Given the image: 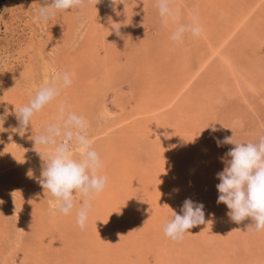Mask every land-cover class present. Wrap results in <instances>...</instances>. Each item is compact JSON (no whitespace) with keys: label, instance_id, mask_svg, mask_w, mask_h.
<instances>
[{"label":"rangeland","instance_id":"1","mask_svg":"<svg viewBox=\"0 0 264 264\" xmlns=\"http://www.w3.org/2000/svg\"><path fill=\"white\" fill-rule=\"evenodd\" d=\"M187 1L190 2L191 0H182L184 4L181 3V7L183 5V9L180 8V12L185 10V14L189 10V3ZM248 1L252 2L253 0ZM191 2L193 4H190L189 8L192 7L191 5H196L194 1ZM42 3L43 0H0V115L7 114L3 129L0 128V160L2 163H8L2 169L1 175L6 185L9 186V183L10 185L12 183L13 186V188L8 190L9 193L5 195V198H0V237H2V246L0 245L2 250L0 249V252L3 251L0 253V264H34L32 247L38 240L37 233H42L47 237L50 229V224H48L50 218H56L59 215L53 209L54 202L52 198L46 191H43L35 178L29 176V172L33 173L34 177L40 176L41 170L39 169H41V166L39 165L41 163H38L41 159L39 154L43 151L40 146L34 145L32 139L35 135L39 134L45 125L56 120L57 112L54 113L52 103L45 106L41 111V119L33 117L28 131L21 136L14 131L18 126V121L15 118V105L18 107L26 105L38 88L50 81L54 71H67L68 68L61 66L63 63L68 66L75 63V68H72L71 71L74 73L72 90L76 91V95L75 99H73L75 104L72 103L71 110L75 112V105L77 106L78 103L82 102L81 105L84 106L82 112L90 123L88 130L89 137H92L104 129V127L107 128L108 125L111 128H121L122 125L119 124V120L123 121L121 119L124 118L130 120V118H133V115H136L138 105L141 103L142 78L149 81L150 77L156 76L157 82L161 81V79L163 81L166 79L169 80V74L171 72L174 73L173 78L182 74V65L190 68L189 70L193 69L195 71H197L199 65L195 58H190L187 61L179 53L181 49H179V54L173 56L171 52L172 54L166 55L165 57L168 58L162 61L161 56H164V51L159 49V47H162L160 44L168 38L161 31L162 26L158 11L154 7L155 0H99V3L95 7L87 6L82 9L58 12L55 18L47 24L38 22L37 18V11ZM187 4L188 6H186ZM246 7L248 6L246 5ZM113 12L115 13L113 18L117 22L114 23L113 21V23L116 24V28L120 27V36H117L110 30L111 25L109 23V25L106 24L107 30L104 28L103 31L104 25L102 23L104 21L106 22L107 16L113 14ZM238 15H240L239 12ZM98 19H100L99 26L103 33H99L97 38L100 40L102 37L105 39L107 36L105 41H111L112 47L116 51V54H113L112 57L114 59H120L124 65L127 59L132 58L134 61L132 62L131 59V62H127L131 66L126 65L123 66L124 68L118 67L115 69V76L103 79L104 86L99 87L100 95L97 98L98 101L91 103L87 87H89V82L92 80L91 77L97 75L102 70L101 61L98 64V62L94 63L88 60V58L82 60L80 55L78 57V54L80 50L85 48L89 37L91 35L93 36L92 31L94 27L92 28V23H95ZM86 48L89 49L88 47ZM98 50L99 48H97ZM203 51V56L206 57V52H209V49L203 45ZM70 54L71 57H69ZM65 55L66 58L63 57ZM72 56L76 57L75 61ZM249 56L251 57V55ZM181 59L185 60L183 64H181ZM137 60L144 67L143 70L140 69V66L139 69L135 67ZM177 60L179 61L176 63ZM212 61L215 63L214 61L216 59L214 58ZM175 63L177 66H174ZM97 64L98 66H96ZM252 65L250 64L248 66L251 68L254 66ZM147 66L149 68L148 71L146 70ZM44 68L46 72H44ZM138 70L146 74L140 77L139 81ZM206 70L211 77L212 82L210 83H214L210 99L213 100L212 105L215 102L216 111L214 112L217 113L214 117H203L206 118L205 120H209V124L208 122L204 124L209 125L208 132L206 136H202L201 139L192 143L193 146L190 147L189 151H193L191 154L193 155V160L195 156L197 160L194 161L195 164L191 167V170L188 167V172L186 173L189 175L186 179L190 181L198 171L199 176L194 175L195 182L193 185H189V187L193 188V195L196 201L204 205L205 224L196 226L199 228L198 231L193 230L192 235H185L186 240L180 241V244L178 243L179 249L186 248L188 250V252L180 251L182 253V256H180V264H218V258L220 260L222 259L224 264H264V231L258 233L248 231L247 225L250 223L248 220L241 224L232 222L226 214L228 212L226 206L217 204L218 192L216 185L219 183V180L216 178V174L224 168V164L220 158L234 146L224 145L217 147L215 142L217 139L222 140L224 137L230 136H233V139L237 142H250L256 141L261 135H264V69L254 72L253 70L250 71L249 77L255 78L256 84L258 85L255 92H251V90L246 88L243 93L241 92V94L238 93L235 96L231 95L228 97L221 94L222 91L220 86H218L219 72L215 73L210 65ZM166 84L170 85V82L167 81ZM191 85L193 86V81H190L189 86L192 87ZM72 95L74 94L72 93ZM66 101L71 102V98H67ZM91 104H93L95 111L97 110L96 113H93V116L95 115L96 117L89 114V106ZM82 112L79 113L77 110L75 113L83 116ZM218 112L220 114L219 117ZM191 116L195 118L196 113ZM174 121V119L171 120L172 124ZM192 121L194 122V120ZM221 124L222 126H219ZM223 126L224 128H222ZM212 129L216 130L213 131ZM163 133L165 134L158 140L159 144L167 149L169 147V136L171 132L168 130ZM192 133L196 134V132ZM187 147L189 148V145ZM184 150L183 155L185 157H183L185 159L188 154ZM136 155L135 160L139 161V163L142 162L145 166L148 162L147 154L139 151L138 153L136 152ZM201 164L203 165L202 167ZM195 165L200 166L201 171H199L200 168L197 170L198 167L196 168ZM191 172L194 174H188ZM201 179L204 180V183L202 182L203 188L200 185ZM191 188L188 191H192ZM32 195L36 198L35 203L38 204L34 208L31 206V203L34 202L31 198ZM190 197L191 195L189 193L188 199ZM24 199L25 206L23 205L21 207L18 204ZM76 201L79 204V196H76ZM92 204H95V201H92ZM73 213L71 214L72 216ZM20 217L23 218V221L18 222L17 220ZM39 217H41V221H45L44 224L38 221ZM60 224L61 222L57 224L59 229H61ZM91 225L87 224L89 230L94 228ZM20 227L23 228V231H20ZM211 228L215 230L213 231L215 238L212 243L210 242L212 237L209 235V229ZM96 229L90 233L91 236H86V230L83 231V236H79L80 234L76 232L74 234L76 235L75 238H81L80 241L85 242V237L90 241L89 238H93V235L96 234ZM59 232L58 229L54 231L56 235ZM155 233H151L153 234L151 236L143 237H148V241L156 243L158 236ZM142 238L137 240L140 248L141 244H143ZM154 239H156L155 242ZM76 242L77 240H72L68 242V246L66 245L60 250H53L51 242H49L47 247L50 250L45 255L52 257L53 263L56 264L60 255L63 258L65 252L69 254V251H75L74 249L77 248ZM137 243L132 244V246H136L133 248L139 250L140 248ZM132 246H130L128 252L121 251L123 247H116L121 251L117 253L121 256V259L115 253L118 256V258L116 256V260H124L126 262V259L130 258L128 256H131V261L129 260V262L134 263L135 261L133 260H136L140 255L145 257L149 256L148 252L150 248L147 249V247L145 248L143 246L144 248H141L137 252L138 250H134ZM142 249L143 255L142 253L140 254ZM153 249H157L155 245L151 247L150 251H153ZM167 250L165 249L166 255H171L173 251ZM119 252L121 254L123 253L124 256ZM132 252L133 254H131ZM145 253L147 256L144 255ZM194 254L198 257V261L191 262V260H194L192 257ZM166 255L159 254L158 257L161 258ZM80 260L82 263L77 260L75 261L78 264H88L85 256ZM107 262L110 264V260H107Z\"/></svg>","mask_w":264,"mask_h":264},{"label":"bare ground","instance_id":"2","mask_svg":"<svg viewBox=\"0 0 264 264\" xmlns=\"http://www.w3.org/2000/svg\"><path fill=\"white\" fill-rule=\"evenodd\" d=\"M191 1H194L196 5H191L192 7L189 8L190 4H193ZM191 1H187V3H189V6L188 4L186 5L189 9L187 11L188 14L186 12L187 15L184 13L185 10L180 12V8L183 9V5L181 7V3H183L182 0H172V6L174 9H179V23H188L193 14L198 15L199 22L203 27L202 36L199 39H192L188 36L184 43L178 46L169 39L176 24L170 23L167 26L161 24V31L168 39L160 44L162 47H159V49L164 51V56L159 55L161 56L162 61H165L168 58L165 57L166 55L168 56V54L172 53L173 56L181 53L187 61L190 58H195L199 64L197 71L193 69L189 70L190 68L182 65L181 71L184 75L181 74L173 78L174 73L171 72L169 74V80L166 79L163 81V79H161V81L157 82L156 76L150 77L149 81L142 78L143 84L141 85L140 95L141 103L138 105L136 115H133V118H130V120L124 118L121 119L123 121H120L118 119L120 122L119 124L122 125L121 128H111L108 125L107 128L104 127L99 133L90 137L93 141L92 146L100 154L101 160L104 164L101 174L108 176V183L105 190L96 197L94 200L95 204H92L93 206L89 214L88 224H92L91 226L94 228L92 227V230H89L87 227L84 229L87 232L86 236H91L90 233L97 228L96 234L94 233L95 235H93V238H89L90 241L84 237L85 242L80 241L81 238H75L76 235L74 234L76 232L80 234L79 236H83L82 233L84 231L76 226L75 211L73 216L57 215L58 217L56 218L51 217L48 223L50 224V229L47 237L42 233H37L38 235L36 234L38 240L32 247L34 264H54L52 257H47L45 255V253L50 250V248L47 247L49 242H51L53 250H60L64 248V246H68V242L72 240H77V248L74 249L75 251H69L70 255L66 254L67 252H65V254L62 253L63 258L62 255H60V258H57L58 262H56V264H78L77 261L81 262L80 259L83 256H85L88 264H109L107 260H110V264H180V256H182L180 251L183 250L184 252H188L186 248H178V243H181L180 241H171L163 235L162 224L172 215L171 210L180 214L183 202L185 199H188L189 193L191 195L190 199L197 202L193 195V188L189 187V185L194 184V178L198 175L197 170L200 168L199 171H201L203 165L201 164V167L195 165L196 168L198 167L196 174H194L195 171H193L195 176L192 172L188 173L193 175L194 178H191L192 180L190 181L189 179H186V177L189 176L186 174L188 172V167H190L189 169L191 170V167L195 164L194 161L197 160L196 156L193 160V155H191L193 151H189V149L193 146L192 143L201 139L202 136H206L208 132V125L204 124L207 122L209 124V120H205L206 118L203 117H214L217 113L214 112L216 111V104L214 102V105H212L213 100L210 99L214 83H210L212 82L211 77L209 76V72H206V68L210 65L215 73L219 72L218 86H220L222 91L221 94L226 97L231 95L235 96L238 93L241 94L246 88L251 90V92H255L258 85L256 84L255 78L249 77L250 71L253 70L254 72L264 69V0H253L252 2H249L248 0ZM246 5L248 7H246ZM154 7L156 8V6ZM238 12L240 15H238ZM114 14V12L111 15L109 14L107 16V21L102 23L104 25L103 31L108 23L111 25L110 30L112 31L117 27L116 24H114L117 23L113 18L115 16ZM99 23L100 19L95 21V23H92V28L94 27L92 31L93 36L91 35V37H89L87 34L89 40H87L88 42L86 43L85 48L80 50L78 54V57L80 55L82 60L88 58V60L93 61L94 63L98 62V64L99 61H101L102 70L99 71L97 75L91 77L92 80H90L89 87H87L91 103L98 101L97 98L100 95L99 87L104 86L102 80L115 76L114 74L116 73H114V70L118 67L120 68L126 65L131 66L127 62H131L132 59L125 60L126 64L124 65L120 59H114L112 57L113 54H116V51H114L111 41H105L107 37L106 34L105 39L104 37H100V40L97 38L99 33H103ZM90 43H92L91 46H89ZM93 43H96L97 45ZM203 45L209 49V52H206V57L203 56ZM97 48H99L98 51ZM179 49H181V51ZM254 54L256 55L254 56ZM87 55L89 56L87 57ZM249 55H251V57ZM145 56L148 58L147 55ZM63 57L66 58V55ZM69 57H71V54ZM72 58L74 61L76 60V57L72 56ZM214 58L216 59V61H214L215 63L212 61ZM133 61L134 60L132 59V62ZM178 61L179 60H177L176 63ZM184 62L185 60L181 59V64ZM255 62L257 63L254 65ZM176 63L174 66H177ZM98 64L96 66H98ZM250 64H253L254 66L252 65L253 67L250 68L248 66ZM61 66H65L68 68L67 71L72 73L71 69L75 68V63L69 66L63 63ZM139 66L141 70L144 69V67L139 64V60H137L135 67H138L139 69ZM43 70L46 72L45 68ZM146 70H149L148 66ZM137 72L138 81L140 77L146 75L140 70ZM167 81L170 82V85L166 84ZM190 81H193V86L191 85L192 87L189 86ZM73 84L72 77L71 86L64 89L61 95L52 102L54 113L57 112V108L61 103L70 106L72 103L75 104L73 99H75L76 91L72 90ZM71 91L74 95H72ZM67 98H71V102L66 101ZM81 104L82 102L78 103L77 106L75 105V112H77V110L79 113L83 111L84 106ZM18 108L19 107L15 105L14 110L16 111ZM96 111L93 108V104H91L89 106V114L93 116V113H96ZM195 113L196 116L194 118L191 115ZM82 114L84 116L83 112ZM40 115H42L41 112L34 117L40 118ZM219 116L220 114L218 112V117ZM93 117L96 116L94 115ZM172 119L175 120L173 124L171 122ZM192 120H194V122ZM219 126H222V124ZM222 128H224V126ZM167 129L171 134L169 136V147L166 149L159 144L158 139L165 134L163 132L168 131ZM191 131L196 132V134ZM188 145L189 148L187 147ZM184 149L188 154H185V159V156L183 155ZM139 151L147 154L148 162L145 166L142 162L139 163V161L135 160L137 156L136 152L138 153ZM194 153L196 154V152ZM7 164L8 163L6 162L2 163L0 160V198H5V195L9 193L8 190L13 188L12 183L11 185L9 183L8 186L6 185V182H3L4 178H2L3 176L1 175L2 169H4V166ZM38 164L41 166L42 161ZM203 181L204 180L202 179L200 181L202 188ZM190 188L192 191H188ZM31 198L34 200V202L31 203L32 208H34L38 204L35 203L36 198H34L33 195ZM18 205L21 207L23 205L25 206V199L22 202H19ZM167 206L170 209L167 208ZM22 219L23 218L20 217L17 221L21 222L23 221ZM62 219L63 221H61ZM38 221L42 224L45 223L44 220L41 221V217H39ZM58 222H61V229H59L57 225ZM196 228L197 227L191 228L190 233H193V230L198 231L199 228ZM57 229L60 231L58 235L54 233ZM20 231H23L22 227H20ZM213 231L215 230L212 228L209 229V235L212 237L210 239L211 243L215 238ZM151 233L157 234V240L154 239V242L156 240V243L148 241V237H143L153 235ZM139 238L143 239L141 248H144L143 246H145V248L147 247V249H151L153 245L157 248L153 249V251H150L149 249L148 257L151 256L150 258L140 255L136 260H133L135 261L134 263L129 262L131 256H128L130 257L128 259L125 258L126 262H124V260H116V256H119L117 253L120 251L117 248L123 247V250L121 251L128 252L130 246L136 244ZM1 240L2 237H0V245L2 246ZM184 240H186V236H184L181 241ZM137 245L140 248V244L137 243ZM133 247L136 246L133 245L132 248ZM140 249H137L138 251L136 249L134 250L139 252ZM165 249L172 250V254L166 255L167 253ZM142 252L143 249L140 254ZM131 254H133V252ZM159 254H165L166 256L164 257L167 260L164 257L159 258ZM121 255H123V253ZM144 255L147 256L146 253ZM120 257L121 256H119V258ZM192 257L194 260H191V262L198 261V257H196L195 254L192 255ZM218 264H224L222 259L220 260L218 258Z\"/></svg>","mask_w":264,"mask_h":264},{"label":"clouds","instance_id":"3","mask_svg":"<svg viewBox=\"0 0 264 264\" xmlns=\"http://www.w3.org/2000/svg\"><path fill=\"white\" fill-rule=\"evenodd\" d=\"M97 3L99 0H43L37 11L38 22L47 24L58 12L95 7ZM155 6L162 25L176 24L169 36L176 45H182L188 36L192 39L202 36L203 27L198 15L193 14L188 23H179L180 12L173 8L172 0H155ZM119 28L113 29L117 36L121 35ZM73 75L68 71H54L50 81L15 111L18 126L14 131L23 136L33 117L71 86ZM6 116V113L0 115L2 129ZM89 128L86 117L76 114L70 105L59 104L56 120L45 125L32 139L34 145L43 150L39 154L42 161L40 176L34 177L29 172V176L35 178L52 198L57 214L68 216L75 210V223L81 230L87 227L92 201L103 193L108 183V176L101 174L104 164L92 146ZM215 142L217 147L234 146L220 158L224 168L216 174L219 180L217 204L226 206V214L232 222L241 224L248 220V231H264V135L250 142H237L233 136ZM76 196L80 198L79 204ZM171 212L162 224L163 235L171 241L179 242L185 235H192L191 228L205 224L204 205L191 199H185L180 214Z\"/></svg>","mask_w":264,"mask_h":264}]
</instances>
